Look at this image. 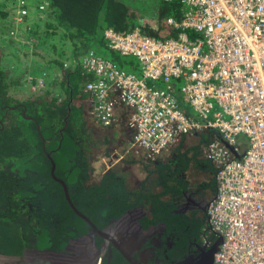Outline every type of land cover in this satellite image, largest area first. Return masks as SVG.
<instances>
[{
	"label": "built area",
	"instance_id": "built-area-1",
	"mask_svg": "<svg viewBox=\"0 0 264 264\" xmlns=\"http://www.w3.org/2000/svg\"><path fill=\"white\" fill-rule=\"evenodd\" d=\"M180 2L179 18L165 20L171 36L105 29L109 49L135 57L140 74L89 51L83 90L102 126L118 103L131 109L125 154L155 159L183 136L212 131L202 156L215 169L204 228L219 240L213 264H264V0Z\"/></svg>",
	"mask_w": 264,
	"mask_h": 264
},
{
	"label": "trees",
	"instance_id": "trees-1",
	"mask_svg": "<svg viewBox=\"0 0 264 264\" xmlns=\"http://www.w3.org/2000/svg\"><path fill=\"white\" fill-rule=\"evenodd\" d=\"M41 1L45 3V15L52 20L51 27L66 32L72 56L80 62L73 71L65 67L64 91L68 95L55 105L16 98L9 91L11 81L0 64V256L20 255L28 248H62L69 237L89 231L87 223L70 207L62 184L52 177V162L54 175L65 183L74 207L99 229L113 225L126 211L137 209L142 228L158 223L161 227L187 229L186 234L193 231L200 239L207 234L204 208L208 198L204 195H213L216 190L215 169L202 156V147L212 131L200 134L198 144L185 150L180 146L182 138L164 157L125 156V164L142 166L144 176L139 181L131 182V169L119 165L93 182V151L108 143L106 138L96 142L93 128L83 124L80 108L70 100V94L80 87L79 77L81 88L92 79L79 58L89 51L128 72L122 69V55L109 49L105 29L130 31L139 27L150 35L171 36L165 20L179 18L180 0H162L159 17L165 19L162 24L156 22L160 25L156 33L144 29L145 19L141 24L134 23L131 18L135 12L123 0H32L27 4L38 2L32 10L38 12ZM22 8L26 9L25 2ZM104 50H108V56ZM53 62L64 68L63 62ZM131 67L135 70L136 64ZM73 75L77 77L73 79ZM193 170L208 179L192 184L187 174ZM191 193V203L186 206ZM206 238L212 244L217 241L213 236Z\"/></svg>",
	"mask_w": 264,
	"mask_h": 264
},
{
	"label": "rangeland",
	"instance_id": "rangeland-1",
	"mask_svg": "<svg viewBox=\"0 0 264 264\" xmlns=\"http://www.w3.org/2000/svg\"><path fill=\"white\" fill-rule=\"evenodd\" d=\"M123 1L127 7L135 12V15L131 18L134 23L141 24L145 19L144 29L146 31L149 29V32L156 33L160 26L156 22L158 21L160 24L164 22L165 18L159 17V7L162 5V0ZM24 2L26 3V9L24 8L26 13L22 14ZM40 4L41 7L38 12H31L28 15L29 4H27V0H0V64L11 81L9 91L12 95H16V98H31L37 103L44 100L55 105L59 104L68 95L64 91V86L67 83L64 74V71H67L65 67L73 71L80 61L72 56V45L65 38L67 36L66 32L61 28L51 27L52 20L44 13L43 5L45 3L41 1ZM108 53V50L103 52L107 56ZM82 57L79 58L82 59ZM120 58L123 63V70L130 72L132 70L131 65L136 64L135 70L130 73L140 74L141 67L135 57L122 56ZM53 59L63 62L64 68L54 63ZM75 77L77 76L73 75V79ZM79 78V88H81L82 77ZM147 84L151 85L150 81ZM46 90L48 94L45 93ZM72 104L76 106V102ZM215 108H217L216 105ZM85 126L93 128L96 142L100 143L106 138L108 143H106L107 145L100 144L93 151L91 176L93 182L97 181L104 172L119 165L131 169L133 181L141 180L144 176L142 166L139 163L129 165L124 162L128 155L137 156L138 158L140 155L124 153V157H120L123 154L120 150L121 146L116 144V139L112 141L111 130L108 127L97 124H85ZM197 132L203 134L209 131L198 130ZM193 133L196 132L191 134ZM191 134L183 136L191 139H186L183 146L196 145L198 139L195 137V141L192 142L193 138L191 137L194 136H191ZM191 143L193 144L191 145ZM175 146L176 144L167 148L159 157L169 155ZM125 156L127 157L125 158ZM138 158L136 159L139 160ZM187 177L192 184L208 179L207 176L196 171H189Z\"/></svg>",
	"mask_w": 264,
	"mask_h": 264
},
{
	"label": "flooded vegetation",
	"instance_id": "flooded-vegetation-1",
	"mask_svg": "<svg viewBox=\"0 0 264 264\" xmlns=\"http://www.w3.org/2000/svg\"><path fill=\"white\" fill-rule=\"evenodd\" d=\"M200 193L199 196L202 197L203 191ZM191 195L193 194L191 193L186 198V206H189ZM210 196V193L204 195L206 199ZM196 198L197 196H193V199ZM195 204L197 203L193 205ZM195 208L199 209L200 206L196 205ZM128 211L122 216L123 220L128 221L129 226H123V220H120L122 224L118 221L114 227L109 229L116 222L114 221L113 225L104 230H111L113 239L117 242L125 241L128 248H132L137 241L141 242L140 247L133 254L141 264H210V249L214 244L207 240L206 234L199 239L193 231L186 234L187 229H171L170 227H161L156 223L148 224L145 228L141 226L144 236L140 234V230L136 226L130 225V221L138 216H135L134 213L133 218L127 214ZM198 215L201 216V213ZM88 233L89 231L69 237L67 239V242L70 243L69 250L62 254L52 255L47 251V253L39 252L35 251V248H28L24 249L20 255L0 256V264H130L113 246L111 240L95 236V242H93ZM74 240L75 242H73Z\"/></svg>",
	"mask_w": 264,
	"mask_h": 264
},
{
	"label": "crops",
	"instance_id": "crops-1",
	"mask_svg": "<svg viewBox=\"0 0 264 264\" xmlns=\"http://www.w3.org/2000/svg\"><path fill=\"white\" fill-rule=\"evenodd\" d=\"M28 1L29 0H27V2ZM37 3L38 2H33L29 4L28 15L29 13L33 12L32 11L34 9L33 5ZM70 100L72 101V103L76 102V106L80 108V112H81L80 119L82 120L83 124H95V125L97 124V125L102 126L101 123L95 118L94 114L92 113V99L90 95L83 90V88H79L78 91H76V93H74L73 95L70 94ZM130 111H131L130 108L124 107L122 104L118 103L117 109H116L115 120L110 126H108V128L111 130L112 141L116 139L115 140L116 144L121 146V149H120L121 153H125V150L129 147L128 144L130 143V140H131V129L129 128L127 124V119H128V115ZM189 112H192V111H189ZM200 134L202 133L196 132V133L191 134V136H194V137H191L193 138L192 142L195 141V137H197L198 139L196 140L197 141L196 145L198 144ZM186 139L191 140L190 138L183 137L182 142L179 141L180 143H182V145L180 146L182 147L183 150L191 147L190 145L186 147L183 146V142L186 141ZM179 142L176 143V146L179 144ZM192 144L193 143H191V145ZM174 145L175 144L171 145L170 147ZM120 157H124V154H122V156ZM130 180L131 182L133 180L132 171H131Z\"/></svg>",
	"mask_w": 264,
	"mask_h": 264
},
{
	"label": "water",
	"instance_id": "water-1",
	"mask_svg": "<svg viewBox=\"0 0 264 264\" xmlns=\"http://www.w3.org/2000/svg\"><path fill=\"white\" fill-rule=\"evenodd\" d=\"M54 169H55V164L52 162V166H51V170L50 173L52 175V177L57 180L58 182H60L63 186V191H64V195L66 200L68 201L70 207L72 208V210L81 218L83 219L87 225L89 226V237L92 239L93 242H95V236L100 237L101 239H109L111 240L113 246L119 250V252L123 255V257L130 263V264H141V262L135 258L134 251L140 247L141 242H138L136 244H134V246L132 248H128L127 247V243L125 241L120 242V241H116L113 239L112 234L110 233L111 230H101L99 228H97L95 226V224H93V222L84 214H82L80 211H78L73 203L71 202L70 198H69V194H68V190L67 187L65 185V183L63 181H61L60 179H58L55 175H54ZM134 213L135 216H138V210L137 209H133L127 212L128 215H131L134 218ZM123 216H121L118 220H116V222L114 223L113 226H111L109 229H111L112 227L115 226V224L120 221L123 220ZM138 219L134 218L132 221H130V225L136 226L140 231L141 235H144L141 229V225L138 223ZM123 226H129V223L126 219L123 220ZM120 224H122V222L120 221ZM114 230V229H113ZM115 236V235H114ZM145 236V235H144ZM75 242V240L73 241ZM218 243L219 240H217L214 245L211 247L210 249V264H213V258H211V256L213 255V253H215V251L218 249ZM69 242H66L65 245L62 248H57V249H53V248H35V251H39V252H48V254H52V255H59L62 254L63 252H65L66 250H69ZM46 252V253H47ZM68 255V254H67ZM5 256V255H4ZM69 256V255H68Z\"/></svg>",
	"mask_w": 264,
	"mask_h": 264
}]
</instances>
